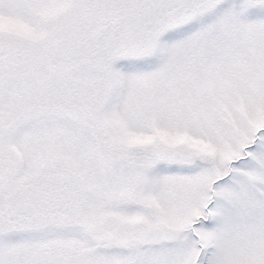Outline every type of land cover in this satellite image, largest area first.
Returning a JSON list of instances; mask_svg holds the SVG:
<instances>
[{"label": "snow or ice", "instance_id": "snow-or-ice-1", "mask_svg": "<svg viewBox=\"0 0 264 264\" xmlns=\"http://www.w3.org/2000/svg\"><path fill=\"white\" fill-rule=\"evenodd\" d=\"M0 264H264V0H0Z\"/></svg>", "mask_w": 264, "mask_h": 264}]
</instances>
